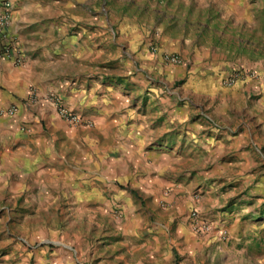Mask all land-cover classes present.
I'll use <instances>...</instances> for the list:
<instances>
[{"label":"crops","instance_id":"obj_1","mask_svg":"<svg viewBox=\"0 0 264 264\" xmlns=\"http://www.w3.org/2000/svg\"><path fill=\"white\" fill-rule=\"evenodd\" d=\"M6 1L12 5L8 38L24 50L27 60L23 65L0 61V264H84L86 253L97 258L98 264H131L127 256L136 258L134 264H150V242L139 217L128 216L119 225L110 221L106 231L102 229L100 217L103 207L111 204L110 197L135 207V194H124L118 189L122 180L131 178L136 186L162 192L175 184L170 185L166 178L170 175L192 171L210 177V173L238 169V174H243L256 166L255 157H264L255 146L262 149L264 145V91L259 100H250L246 110L251 118L244 124L229 128L232 123L228 124L224 116L228 109L241 111L236 99L245 98L247 89L243 86L257 83L247 81L222 87L221 95L228 97L225 102L207 105L206 110L227 123L228 132H219V126L203 120L193 119L185 124L184 120L200 109L177 103L163 105L164 100L154 99L159 97L157 91L147 89L138 77L129 80L130 96L88 80L91 75L86 70L92 64L85 60L96 53L100 55L101 40L91 38L97 36V29H81L77 35L67 36L53 17L83 19L84 4L89 0H0V16ZM127 1L120 0L119 4L124 7ZM161 3L159 10L163 13L204 16V25L211 31L242 22L255 6L250 0ZM162 54L159 50L155 57L164 64ZM166 68L172 74L182 70ZM92 76L103 78L100 72ZM108 92L115 93L107 100ZM34 94L38 101L26 105ZM50 95L59 96L86 119H93L94 129L68 125L59 119L47 104ZM226 101L238 103L237 109L228 107ZM12 105L20 108L16 119L4 114ZM24 123L30 127L27 132L20 130ZM215 159L223 161L214 163ZM177 187L180 189L176 192L186 190L182 184ZM216 205L214 201L213 207ZM59 207L66 209L67 218L85 224L86 230L62 235L61 243L56 242V234L55 239L45 236L36 246L28 241L22 244L20 237L5 230L10 214L19 223L24 218L26 223L41 224L44 216H53V210ZM4 208L13 210L2 213ZM21 209L29 211L23 214ZM154 263L162 264L160 260Z\"/></svg>","mask_w":264,"mask_h":264},{"label":"rangeland","instance_id":"obj_2","mask_svg":"<svg viewBox=\"0 0 264 264\" xmlns=\"http://www.w3.org/2000/svg\"><path fill=\"white\" fill-rule=\"evenodd\" d=\"M250 1L255 5L252 13H247L242 22L217 31L205 26L204 16L200 14L163 13L159 10L161 0H150V3L148 0H129L124 7L120 0H89L84 4L83 19L61 15L53 17V21L67 36L77 35L81 29L87 32L97 29V36L91 38L92 41L101 40L100 55L96 53L85 60L92 64V68L86 70L91 75L88 80L109 85L120 94L130 96L129 80L138 77L147 89L157 91L159 97L154 99L164 100L163 105L177 103L200 109L189 116L190 120H184L185 124L193 119L203 120L219 126V132H228L227 123L231 122L229 128H233L236 123L244 124L251 118L246 107L250 106V100H259L264 91V0ZM150 5L154 7L151 9ZM153 43L157 45V52L177 54L184 64H162L155 57ZM166 67L182 70L172 74ZM239 67L255 69L261 81L251 87L243 86L247 90L245 98L236 99L239 105L226 101L230 108L241 107L239 112L228 109L224 114L228 120L226 123L215 118L206 107L211 103L218 106L225 102L224 98L228 97H223L220 92L222 87H229L224 81L225 73ZM94 72H100L103 78L93 77ZM111 93L115 92H108L107 100L111 99ZM262 116L264 119V114ZM87 128L94 129V122L93 127ZM255 146L264 155V145L262 149ZM254 160L256 166L246 169L243 174H238L241 171L238 169L231 173H210V177L192 171L170 175L166 178L170 185L175 184L162 192L161 189L136 186L131 178L122 180L118 189L124 194H135V207L123 201H112L110 197L111 204L103 207L100 217L102 229L106 231L110 221L119 225L128 216L139 217L150 242V264H155L156 260L162 264H264V157H255ZM222 161L215 159L214 163ZM182 162L184 167L186 161ZM178 184L186 190L176 192L180 189ZM214 201L216 207H213ZM12 210L4 208L2 213H11ZM21 211L24 214L29 210ZM53 211V216H44L45 222L41 224L26 223L24 218L19 223L17 217L11 218L10 214L5 230L20 237L22 244L28 241L34 246L45 236L58 237L56 242L61 243L62 235L72 236L86 230L85 224L66 217L65 208ZM194 211L198 213L197 222L209 225L208 232L195 229L191 218ZM236 218L239 219L237 223L234 222ZM33 235L36 239H31ZM87 254L84 264H98L97 258ZM126 259L134 264L136 258L127 256Z\"/></svg>","mask_w":264,"mask_h":264},{"label":"built area","instance_id":"obj_3","mask_svg":"<svg viewBox=\"0 0 264 264\" xmlns=\"http://www.w3.org/2000/svg\"><path fill=\"white\" fill-rule=\"evenodd\" d=\"M4 12L0 16V61L3 60H12L15 65H23L27 60V56L19 46H17L16 42L7 35V28L10 25V16L12 11V5L9 1L3 3ZM153 52H157V45L153 43L152 45ZM162 60L170 65H182L184 61L177 54L173 53H164L162 54ZM225 84L229 87L236 85L239 82H247L252 81L254 83L259 84L261 81L259 73L255 69L239 67L235 70H232L230 74H228L225 79ZM38 101L36 94L32 95V97L27 101L26 105L31 106L34 105ZM48 106L55 111L57 116L69 125L74 126H87L93 127V122L85 119L82 115H80L77 111L70 108L63 100L57 95H50L46 99ZM4 114L7 117L16 119L20 116V108L17 105H12L8 109L4 111ZM30 127L27 123H24L20 126V130L22 132L29 131ZM192 221L195 224V229L199 232H208L210 230L209 225H201L196 221L198 218L197 211L191 213ZM197 223H196V222Z\"/></svg>","mask_w":264,"mask_h":264}]
</instances>
